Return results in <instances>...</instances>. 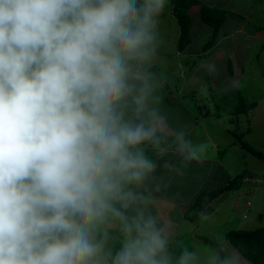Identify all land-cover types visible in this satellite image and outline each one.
Returning a JSON list of instances; mask_svg holds the SVG:
<instances>
[{
  "label": "clouds",
  "instance_id": "1",
  "mask_svg": "<svg viewBox=\"0 0 264 264\" xmlns=\"http://www.w3.org/2000/svg\"><path fill=\"white\" fill-rule=\"evenodd\" d=\"M167 4L0 0V264H246L156 207L203 152L162 107Z\"/></svg>",
  "mask_w": 264,
  "mask_h": 264
},
{
  "label": "rangeland",
  "instance_id": "2",
  "mask_svg": "<svg viewBox=\"0 0 264 264\" xmlns=\"http://www.w3.org/2000/svg\"><path fill=\"white\" fill-rule=\"evenodd\" d=\"M206 1L215 4L212 0ZM227 1L215 6L227 10L226 20L228 21V17H230V19L238 21L239 24L244 26V32L236 36L237 45H235L234 39H224L223 47L228 50L229 54L227 52L220 60H212L211 55H206L200 63L199 61L202 58L197 55L185 60L182 64V67L184 65L183 68H186L185 63L190 60H192L191 64L195 59L199 63V68L194 75L203 81V84H199L204 88H200V96L198 94L186 97H184L185 95H178L177 98L183 109L199 119L189 120L191 124L187 128L189 132H192L195 126H198L195 132L197 145L205 140L207 131L211 133L212 139L215 141L206 142L207 147L212 145L207 153L211 157H208L209 159H206L205 163L200 160L203 162H200L203 166L196 161L194 168L197 167L205 173L208 170L211 173L219 170L218 176L220 180H223L222 183H225V181L227 183L229 179L247 170L248 174L245 179L248 183L245 182L240 189L225 193L215 199L211 204L213 211L210 214L201 213L207 219H203L201 214L195 221L187 218L183 219L180 228L174 230L173 247L176 249L188 244L191 247L195 246L201 250H208L216 236H222L234 247L227 239L229 231L264 226V159L249 152V148H251L264 154V0ZM171 3L173 5V1ZM231 8H241L240 10L243 9V12L242 14L237 13V10H231ZM167 9V14H170L172 6ZM177 24V22L162 24V26H165L162 28L163 40L171 44V48L175 47L177 43ZM196 24H203V21L199 19ZM160 25L161 22H159L158 27ZM201 35L199 34L191 45V50L194 53L201 50ZM203 35H205L207 43L212 32L205 30ZM244 46L247 47V50H244ZM176 62V55L171 52V49L162 53L160 60L157 61L159 65L156 68L157 71L163 74L169 72L175 74L166 79L169 83L167 85H172L171 88L176 83L181 85L182 81L186 80V77L180 73L181 68H176ZM209 65L214 66V71H209ZM229 65H231L232 70ZM209 86L213 88L210 91L207 89ZM166 94L167 92L162 88V107L168 104L165 99ZM202 94L206 98V106L203 104ZM208 95L214 97L215 100H211L212 98ZM241 96L247 103L256 101L257 106L248 112L239 113L237 107L241 102ZM199 99H201L200 104L203 106L201 114L204 119H201L203 117L198 114L200 110ZM218 106H220L219 109ZM174 113L175 122L179 126L182 123V118H188L185 111L174 109ZM216 117L219 119L216 120ZM245 143H247L248 150H246ZM218 163L221 164L222 168L216 166ZM223 168H226L227 172H224ZM215 186L213 183H207L206 186L204 185L198 190V194L204 190L214 191L220 188L218 186L215 188ZM166 203L163 201L160 204L164 205ZM163 205L162 208L159 207L162 212L171 210L167 209V205ZM246 264L252 263L246 260Z\"/></svg>",
  "mask_w": 264,
  "mask_h": 264
},
{
  "label": "crops",
  "instance_id": "3",
  "mask_svg": "<svg viewBox=\"0 0 264 264\" xmlns=\"http://www.w3.org/2000/svg\"><path fill=\"white\" fill-rule=\"evenodd\" d=\"M200 2V4L198 3L197 5H193L188 9V14L190 16V20H191V27H190V37H191V42L183 49V50H179L178 45H179V37H180V25H179V21L177 20V18L174 16L173 14V5H171L172 1L168 0V4L164 10V12L161 14V16L159 17V22H161V25L159 27V32H161V45H160V49H159V58L158 60H160V57L162 56V53H165L167 51H169L171 49V52L173 54L176 55L177 58V62H176V68L180 67V73L182 75H184L186 77V80L182 83L181 85L178 83H176V85H174V87L171 88V84L168 86L167 84V78L174 76L175 74L173 72H169L167 74H163V76H167L166 78L164 77V86L163 89L167 92L166 94V102L168 103L167 106L163 107L164 111L168 114L169 118H170V122L174 125V126H179V124L177 122H175V113L173 114V110L177 109V111H185L186 115L188 118H182L181 121L182 123L180 124V126H182L183 128H185L187 130L188 127H190L189 125L191 124L189 122V120H199L197 118V116H193L192 114H190L189 112H187L185 109L182 108V106H180V101L177 98L178 95L181 96H191L194 94H198L200 96V88L203 89L204 86H201L199 83L203 84L201 79H198V77H196L194 75V73L198 70L199 68V63L201 61H203L204 57H206V55H211V59L212 60H220L222 59L223 55H225L228 50L224 49L223 44H224V39H234V43L235 45H237V35L243 33V29L244 26L239 24L238 21L234 20V19H230V17H228V21L225 20L224 23L221 25L220 27V31L218 33V35L216 36V40L214 42V44L207 50L204 49L205 46V35H203L204 31L207 30V32H212V27L210 25H208L207 23H205L200 15V9H201V5L202 4H208L210 6H215V5H220L223 4L224 2H228L227 0H212L215 4H211L208 3L206 0H198ZM172 6L171 9V13L167 14L168 12V7ZM198 7V8H197ZM218 7V6H216ZM234 8H231V10ZM241 9V8H240ZM239 8H235L234 10H237V13H241L242 14V10H240ZM202 20L203 24H196L198 23V20ZM230 19V20H229ZM167 22H177L178 26L176 29V39H177V43L175 44V47L173 46L171 48V44H169L168 42H164L163 40V34H162V28L165 26H162V24L167 23ZM199 27V29L197 30L196 25ZM203 28H205V30H203ZM201 35L200 37V44H201V50L199 52L194 53L191 50V45L193 44L194 40L198 37V35ZM230 49V48H229ZM233 50V49H232ZM244 50H247V47L244 46ZM231 51V50H229ZM229 54V52H228ZM195 55H197L198 57L202 58L200 59L199 63L195 61L191 64V61H188L185 63L186 68L182 67V64L185 60L187 59H191L193 58ZM157 60V61H158ZM231 60V59H230ZM158 63L156 62L155 68H158ZM206 68V67H204ZM203 68V69H204ZM187 70V71H186ZM168 78V79H169ZM166 81V83H165ZM171 88V89H170ZM208 91H210L211 89H213L211 86H209ZM202 100H204L203 104H205V106L207 105L206 103V98L205 96L202 94ZM207 97V95H206ZM208 97L212 98L211 100H215L214 97L209 96ZM199 98V97H198ZM201 99H199V116L203 117L201 119H204V116H202L201 114V109L203 108V106H201L200 104ZM220 107V106H219ZM219 116V115H217ZM209 119V118H208ZM219 118L216 117V120H218ZM198 126L196 125L194 130L190 133V138L192 139L193 143L195 145H197L196 141L197 138L195 136V132L197 130ZM188 131V130H187ZM208 141H213L211 133L209 131H207V134L205 135V140H203V142H201L199 144V146H202L203 148V152L201 153V159L204 163L206 161V159H209L208 157H211L210 155H207L208 153V149H211L210 147H207V143ZM215 142V141H213ZM167 159H171L173 161H176L177 158L172 156L171 154H169L168 157H166ZM199 161L197 162L198 164H202L203 162ZM208 161V160H207ZM202 162V163H200ZM194 163H196V161H192L191 163L188 164H181L182 167V172L183 174H176L175 172H172L171 170H163L161 169L162 172L165 173V175L167 176V180H168V188L161 194H158L157 196V200H156V207H160L162 208L163 201L167 202L164 205H167V209H171L169 212H163V214H166V218L169 220V222L171 223L173 230H176L178 228H180V224L182 223L183 219H186L185 217V213L187 211V209L192 205V203L195 201V198L198 195V190L200 188H202L204 185L206 186V184H211L213 183V185L215 186V188L218 186L220 187L222 184L223 180H220L218 173L219 170H217V172H213L211 173L210 170H208L206 173L204 171H200L197 167L194 168ZM207 163V162H206ZM203 166V164H202ZM217 167L221 166L220 163L216 164ZM215 166V167H216ZM192 167V168H191ZM222 168V166H221ZM224 172L226 170V168L222 169ZM196 177V178H195ZM226 182V181H225ZM159 202V203H158ZM163 205V206H164ZM159 208V209H160ZM161 210V209H160Z\"/></svg>",
  "mask_w": 264,
  "mask_h": 264
},
{
  "label": "trees",
  "instance_id": "4",
  "mask_svg": "<svg viewBox=\"0 0 264 264\" xmlns=\"http://www.w3.org/2000/svg\"><path fill=\"white\" fill-rule=\"evenodd\" d=\"M173 1V14L179 21L180 25V37H179V50H183L190 42V27L191 20L188 14V9L197 5L200 2L198 0H172ZM227 10L216 6H210L208 4H202L200 9V15L202 20L212 27L211 38L207 41L204 49H209L215 42V38L220 31L221 25L226 20ZM230 62V61H229ZM229 67L232 70L231 65ZM257 102L247 103L241 96V102L239 104L238 112L245 113L255 108ZM220 107L218 106V109ZM218 112V110H217ZM218 115V113H216ZM244 147V146H243ZM246 150H248L247 143H245ZM249 152L254 153L258 157L264 159V154L258 150L249 148ZM248 171H243L234 178L228 180L224 185L214 191L204 190L197 195L193 204L187 209L185 217L191 221H195L201 213L210 214L213 211L212 202L224 195L225 193L232 192L240 189L246 182V175ZM227 176H229L227 174ZM228 179V177H226ZM248 183V181L246 182ZM227 239L231 242L235 249H237L244 259L248 260L252 264H264V226H260L254 229H234L227 233ZM208 240V239H207ZM210 241V240H208ZM212 243V242H211ZM191 247L190 245H186ZM180 247L177 249L179 251Z\"/></svg>",
  "mask_w": 264,
  "mask_h": 264
}]
</instances>
